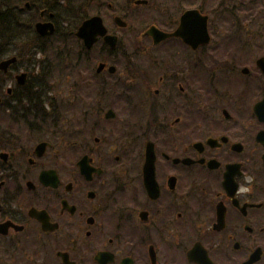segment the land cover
I'll use <instances>...</instances> for the list:
<instances>
[{"label":"flooded vegetation","instance_id":"obj_1","mask_svg":"<svg viewBox=\"0 0 264 264\" xmlns=\"http://www.w3.org/2000/svg\"><path fill=\"white\" fill-rule=\"evenodd\" d=\"M73 1L110 13L116 50L77 74L90 100L112 104L90 111L89 136L76 126L67 160L48 119L43 68L56 66L20 57L0 69V264H264V0L11 4L34 27ZM187 10L206 21L195 48L173 36ZM149 29L171 35L154 43ZM11 43L0 61L20 50Z\"/></svg>","mask_w":264,"mask_h":264},{"label":"rangeland","instance_id":"obj_2","mask_svg":"<svg viewBox=\"0 0 264 264\" xmlns=\"http://www.w3.org/2000/svg\"><path fill=\"white\" fill-rule=\"evenodd\" d=\"M166 1L168 3V0ZM65 6L66 7H63V9L65 10L66 8L67 12L74 13L77 11H82V13L87 14V16L99 14L102 16L104 23L108 27L112 24L110 13L105 7L96 6V4L91 3L84 5L81 4L79 1L78 3L76 1H73L71 5L68 4ZM147 8L148 7H144V9L141 8L139 10V12H142L141 15L147 13ZM119 33L123 35V44H127V47L130 48L133 43V40L136 38H133L132 34H130V32L128 33V31L120 30ZM41 43L42 42H36V45ZM33 44L34 42L26 41L17 44V47H19L20 50L23 52V64H28L30 63V60L35 61V59L37 61L39 60V63H43L44 61L48 63L47 57H49V59L53 61V52L48 53L47 57L46 55L36 53L35 51L32 53V55H30L31 52L29 53V50ZM71 49L74 51L72 52L73 55H70V58L72 56L73 58H75V55H77L79 57L78 60L81 63V66H79L78 64L74 65V59L68 62L64 67L58 66L56 68L52 67V69H48L47 67L43 68V72L49 71L48 73H50V76L46 77V94L50 95V98L48 99L50 106L48 108L51 111L50 116L48 118L49 127L53 128L56 126H61V128H64L65 153L67 160L74 158L77 154V149L75 147L76 126H80L79 130L81 135H83L84 137L89 136L90 123L91 120L93 121L90 116V111H92L93 109L100 110L103 105L112 104L111 100H107V98L101 99V102H99V104H95L94 101L90 100V98L86 96V94L90 92V87L82 86L83 84L80 83V77L77 74V70H79V73L86 76L87 78H90L92 73L94 74L99 59L103 54L101 43H97L88 54L82 57L80 56V54H78V48H76L75 44L71 46ZM130 59L124 60V62L130 61ZM122 62L123 61L118 57L117 62H115L114 64L117 68V72L113 76L109 77L111 78V80H115L118 78L119 74L122 71ZM96 78L101 79L100 76H97ZM78 88H80L81 90H77ZM89 94H91V92Z\"/></svg>","mask_w":264,"mask_h":264},{"label":"trees","instance_id":"obj_3","mask_svg":"<svg viewBox=\"0 0 264 264\" xmlns=\"http://www.w3.org/2000/svg\"><path fill=\"white\" fill-rule=\"evenodd\" d=\"M17 7V5L13 6L11 4V0H0V46L2 48L0 55H4L8 49H11V42L20 43L23 40L34 42L30 47L29 53L35 51L47 57L48 53L53 52V61L47 57V62L56 66H63L74 59V65L78 64L79 57L77 55H75V58L73 56L70 58V55H73L72 52L74 51L71 49L73 44L78 48V54L81 57L89 53L72 34L87 14H83L82 11L73 13L67 12L66 8L65 10L57 8L58 13H54L55 34L50 38L51 41L36 45V33L33 28V22L27 14L18 12ZM15 55L20 58L23 56V52L19 50Z\"/></svg>","mask_w":264,"mask_h":264},{"label":"water","instance_id":"obj_4","mask_svg":"<svg viewBox=\"0 0 264 264\" xmlns=\"http://www.w3.org/2000/svg\"><path fill=\"white\" fill-rule=\"evenodd\" d=\"M140 2L145 3L146 0H141ZM195 10H187L180 17L179 26L173 31V36L180 37L183 41L190 44L192 47H197L199 44L206 43L209 39L206 21L203 17L196 19L190 24L189 16L192 14H197ZM199 16V15H198ZM114 21L119 26H125L126 22L119 16L114 17ZM35 29L37 33L41 36H48L54 32V25L52 22H37L35 24ZM75 35L83 41L85 48L90 49L93 44L102 38L103 41L108 45L111 50L117 47V36L107 33V29L103 24V20L99 15H93L80 24L77 30L74 32ZM153 37L154 43H158L163 39H166L171 35V33H165L158 29H149L147 32ZM16 61V57H10L0 61V69L6 71L8 66ZM104 63H99L97 65L96 71L99 72L104 68ZM109 72L115 71V66L110 65L108 67ZM16 81L18 84H24L26 81V73L22 72L16 76ZM114 115L111 109L107 110L105 117H112ZM42 144L39 145V147ZM86 157H83L84 160Z\"/></svg>","mask_w":264,"mask_h":264}]
</instances>
